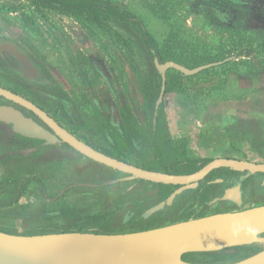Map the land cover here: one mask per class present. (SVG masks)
Masks as SVG:
<instances>
[{"label":"rangeland","instance_id":"rangeland-1","mask_svg":"<svg viewBox=\"0 0 264 264\" xmlns=\"http://www.w3.org/2000/svg\"><path fill=\"white\" fill-rule=\"evenodd\" d=\"M111 1L126 7L130 13L135 14L139 19H141L145 27L143 29L147 32V34H144L142 27H140L138 23H133L131 21L123 22V24H120L117 21L111 23L109 22L108 24L111 26V28L125 31V35L128 37V45L124 47L123 43L118 40L116 36L117 33L115 34L112 31L107 32V28L102 26L100 27L97 24L89 25L90 30L93 31L92 35H95L94 40H97L95 42V46L101 45V43H99L101 40L108 39L111 43H114L117 48H121V52L124 54L127 60L123 64V62H121L122 60L114 58L115 60L113 66L120 72V76L123 74L125 75V78L127 79V86L130 89L134 90V86L138 87L140 84L141 86H146L150 83L153 73V70L151 71L150 67L153 68L154 63L153 58L150 56L149 48L156 49L159 56H163V60H173L188 68H195L203 64H208L209 62L207 60L211 58L214 59V62H217L219 60L221 61V59L227 55L231 57L227 60L229 63L225 65L216 63L209 67L210 69L206 68L208 69L206 72L202 70L196 74L187 75V77L181 76L177 70L171 68V81L167 91L164 94V113L170 122L173 119V121H175L177 124L183 123L188 115L190 117L195 116L196 118L202 117L203 111L207 107L203 103L199 102L200 100H206L207 98L217 99L222 97L229 99L231 97L227 95V93L220 97L222 92L216 91L214 93V91L215 87H225L230 78L234 75L236 70L235 68H238L237 65H239V63L241 64L242 60H245V57L239 58L242 55V53H239L241 50H245L246 47H248L247 49L251 48V44L247 41L245 42V35H239L237 33L225 31L222 28H214V24H212L214 26L211 27L209 24L211 23L210 18L208 16L201 18L194 7H192L193 2L197 0ZM202 2H205L206 4L218 3L217 0H202ZM226 5L228 4H223V6ZM90 16V14H79L71 11L63 12L50 5L34 3L32 0H13L10 2L8 0H0V19L2 20V22H0V39L12 37L18 40L21 44H24V46H26L38 60L42 61L43 57L45 61L52 62V64L54 63V65H56L59 62L57 59L61 58L59 55L60 49L62 48L68 52L74 50V44H76L73 41V43H70V47L64 49L65 47L63 46H65L66 43L63 41V39L68 40V37L71 36L70 34L73 32V30H77V28L81 29L85 25L87 27L88 24L85 23V19L87 17L90 18ZM99 18L110 19L104 14H100ZM6 25H12L13 28L18 30H13V34H9V36H7L5 34L6 31H4V27H6ZM67 35L68 37H66ZM146 38H151L153 43H155V47L150 46V43ZM233 39L236 41L238 40V43L232 41ZM58 40H60L59 45L56 44ZM100 49L102 52L103 49L107 50L106 48L102 49V47ZM251 50L256 53L263 52V43H254V48H251ZM110 54L111 56L113 55L111 52ZM232 56H237L240 61L237 59L235 60L232 58ZM258 62L261 64V59H259ZM135 65H138L140 68L141 82H139L140 80H135L136 74L133 70ZM218 65L220 67H218ZM55 73V71H49L51 77L53 79L55 78L61 84L63 82L66 83L65 80L69 79V69L66 65L60 69L61 74ZM20 82V78L15 74H12L6 68L5 62L0 60V84L4 86H18ZM98 82L105 85V82L96 75L95 83ZM135 91L136 90L132 91V95L137 97L138 93ZM73 97H75L74 94ZM132 105L137 113L138 111L141 112V114L138 113V115L143 117L142 115L144 110L142 107L137 106L134 101L132 102ZM138 108L140 110L137 111ZM174 141H176L175 144L179 146V150L183 149V145L185 146L186 156L188 157L211 158L209 155H207V153H202L201 155L202 150L197 148V140H190L185 136L183 138L176 137ZM5 144L6 143L2 142L0 144V148L4 147ZM0 153L2 152L0 151ZM149 155L151 158H157V155L153 151H150ZM241 157L248 159L246 153ZM46 158H50L49 160L53 158L59 160L65 159L64 156H60L58 154L53 158L50 156H45L42 158L39 157V161H42ZM66 158L69 157L67 156ZM259 161L263 162L264 160ZM69 163L71 165L68 167V170L66 172L58 173L57 175L61 177L62 180H64V184L57 185L60 182L55 183V180L53 181V179H51L52 177H50V179L47 178L44 181L49 194L54 195L65 185L79 181L102 182L103 180L113 177V171L94 162L85 164L84 162L79 163L77 161H73L72 163ZM11 164H13L14 167H7ZM9 165H0V182L2 183L1 187L6 186L7 177L18 175L19 178L15 179V181L17 189L20 190L19 188L21 187L23 178H26V174H22V171L17 172L21 168L16 167L15 162L9 163ZM33 166L34 165H31L30 167L32 168ZM44 168L45 165L39 164V167L37 170H34L33 173L43 176ZM256 177L261 178L262 176L257 175ZM54 185H57L58 187ZM127 185V183H120L106 188L101 187L98 190L92 189V192H96L95 195L101 196L108 188L111 195L115 196L121 193ZM81 190L85 189L79 187L67 194L69 196H73L71 199H69V197L67 199L70 204L79 208H87L86 210L81 211L79 217H85L89 215V213H97L104 209L103 204H101L99 201L100 197L98 196L95 197L93 201L91 198L82 200L80 196L82 192ZM143 191L146 192L145 190ZM209 194H212L211 190L209 191ZM143 195L146 196L145 194ZM13 199L14 196H10V194L7 192H5L4 195H0V204L3 205L0 207L1 230H9L22 234L46 233L53 229H62L61 231L70 230L71 225L69 222H72V218V220L68 222L66 217H54V219L52 218L48 220L46 217L42 216L40 210L41 206H44V208L49 210L56 208L60 209L62 207L60 204L46 202L43 185H41V183L36 181L30 182L28 191L23 194L18 203L22 204V206L25 205L26 208L18 209L15 208L16 206H4ZM261 203H264V188H259V190L250 198V201L245 204V207ZM225 209H227V207L222 202L199 205L194 208L193 214H191V216L199 217L217 213ZM183 213L179 208H175L174 210L170 209L168 212H164V217H175L174 220L183 219ZM118 216L119 215H117V217ZM120 218H123V216L120 215ZM110 226L112 228V225ZM95 229H99V226H97ZM122 229L123 228L121 226H117V229L113 230L118 232L122 231ZM125 230L129 231L132 229ZM114 231L110 230L108 232ZM261 246L262 245H249L235 247L226 249L224 251H219L217 253H209L202 256H197L196 259L202 262L218 264L229 263L241 259L244 257V255H249L254 251L259 250ZM187 258L194 260V257L188 256Z\"/></svg>","mask_w":264,"mask_h":264},{"label":"flooded vegetation","instance_id":"flooded-vegetation-1","mask_svg":"<svg viewBox=\"0 0 264 264\" xmlns=\"http://www.w3.org/2000/svg\"><path fill=\"white\" fill-rule=\"evenodd\" d=\"M116 21L120 24H123V22H128L127 20L123 19L93 20L87 17L85 19V23L88 24L87 27L85 25V28H77V30H74L70 34V37H68V35L66 36L68 37V40L63 39V41H65L66 43V45L63 46L65 47L64 49L70 47V43H73V41L76 44H74V50L68 52L67 50H63L62 48L60 49L59 55L61 58L57 59L59 62L56 65H54V63L52 64V62L45 61L43 57L42 61L38 60L36 56L26 46H24V44H21L18 40L12 37L0 39V42L4 39L14 40L22 47H24L30 59L40 70L41 75L39 79L44 80L43 82H40L41 80L38 81L35 78L29 79L25 77L23 75V72L25 70L18 58H16L10 52L2 51L0 53V60H3L5 62L6 68L12 74H15L17 77H19L21 82L18 86L0 85L9 90H12L15 93H19L28 100L32 101L43 110H45L60 125L68 129L78 138L97 148L98 150H101L104 153L135 164L137 166L155 170L153 166L159 162V157L155 152L154 143L156 141L157 134L163 133L161 131L163 127L162 123H167L166 126H168L170 139L173 141L175 139L171 131V123L166 114H164V96L163 100L160 101L163 86L165 84L166 92L171 81L172 72H170L171 68L167 69L165 71L164 78L163 73L158 66V63L163 64L170 60H163V56H159L156 49L149 48V53L151 58H153L154 63V67H150V70H153L150 83L146 86H141V84L138 87L134 86V90H136L135 92H137L138 94L137 97L135 95H132V91L134 90L130 89L127 86V79L125 78V75L123 74L120 76V72L113 66L114 60L116 58L122 60L121 62H123V64L127 60L124 54L121 52V48H117V46H115L114 43H111L108 39L101 40V42H99L101 43V45L95 46V42L97 40H94L95 35H92L93 31L89 28V25L97 24L100 27L102 26L107 28V32L112 31L115 34L117 33L116 36L118 40L122 42L125 47L126 45H128V37L125 35V31H121L118 29L115 30L108 24L109 22L111 23ZM138 25L141 27V24ZM59 41L60 40L56 42L57 45H59ZM150 46L155 47V43ZM101 47L102 49L106 48L107 50L103 49L102 52L100 49ZM110 52L113 54L112 56ZM65 65L69 69V79L65 80L66 83L63 82L61 84L55 78L53 79L51 77L49 71H55V74H61L60 69L62 67H65ZM133 70L136 74L135 80L139 81L141 78L139 66L135 65ZM178 73L181 76L187 77V75L180 71H178ZM96 75L105 82V85L100 82L95 83ZM139 82H141V80ZM73 94L75 95V97H73ZM133 101L137 106H141L144 110L142 115L143 117L138 115V113L141 114V112L138 111L140 110L139 108L137 109L138 113L134 109L132 105ZM2 104L13 105L19 108L24 113H26L27 116L33 117L41 125L51 129L47 122L33 110L21 104H18L13 100L0 96V105ZM215 114H218V112H216ZM208 117L209 115L204 114L201 117L202 121L211 123L207 120ZM2 142L6 143L7 147L12 146L11 144L14 143L18 144L14 145L6 152L0 153L2 154L0 156H4V158L0 159L6 160L8 156H14L15 154L31 156L33 152H39L36 157H27L23 160H11V158H8V160H6V162L4 163L5 165L0 164L3 166H7L9 165V163L15 162L16 167L21 168L17 172L22 171V174H26V178H23V182L21 184V187L19 188L20 190L17 189L15 181V179L19 178L18 175L12 177L9 176L7 178L8 180L6 182V185L8 190H6V192L9 193L10 196H14L13 200H17L16 204L7 205L8 207L16 206L15 208L18 209L26 208L25 205L20 206L17 203H19L23 194L28 191L30 182L32 181L39 182L41 183V185H43L44 197L47 203L54 202L56 204H60L61 207H63L64 204H68L71 207H76L70 204L67 200L68 197L69 199L73 197L67 194L70 191L75 190L76 188L81 187L82 189H85L81 190L82 192L80 196L82 200L91 198L93 201V199L98 195H95L96 192H92V188L100 189L101 187L104 188L103 186L109 187L120 183L126 184L127 182L135 180H120V178L126 176L125 173L96 162L90 159V157H85L83 154L79 153L67 143L62 142L55 144H46L44 140L22 136L13 130L12 125L0 121V144ZM39 150H41L42 152ZM150 151L155 152L157 158H151V156L149 155ZM58 154L60 156H64L65 159L59 160L53 158ZM45 156H50L53 159L49 160L50 158H46L42 161H39V157L42 158ZM67 156L69 158H66ZM73 161H77L79 163L84 162L85 164L94 162L98 165H102L113 171V177L103 180L102 182L79 181L76 183L65 185L59 192H56L54 195L49 194L44 181L47 178L50 179V177H52L51 179H53V181L55 180V183L60 182L57 185L64 184V180H62L61 177L57 175L58 173L66 172L68 170V167L71 165L69 162L72 163ZM39 164L45 165V168L43 169L44 174L43 176H40L42 181L30 179V176L28 175V173H26V171L30 169L37 170ZM31 165L34 166L31 168ZM12 166L13 164L7 167L12 168ZM210 174L205 177V179L200 181L198 187L185 190L176 197L173 204L167 205L164 210L157 211L151 214V216H154V214L156 213L162 214V212L164 216V212H168L170 209L174 210L175 208H179L183 213L184 211L182 210V208L188 206V204H181L180 200L182 197L187 198L191 195H193L192 197H194L195 195V199H191V202L195 201V204L193 206L194 208L199 205L211 204L210 202L214 201L216 198H220L221 196H223L227 188H235V186L237 185L236 180L240 179L241 173L231 170L214 176H211ZM257 175H261L262 177L257 178ZM216 178H224L229 182L210 183L211 180ZM151 184H148V186H152ZM207 186L209 188H207ZM129 187H131V183L129 184ZM177 187L179 186H176L175 189ZM259 188H264L263 174H255L246 179H243L241 185V189L243 190V198H245L246 196H250L251 198L259 190ZM210 190L212 194H209ZM106 191L109 192V189L107 188ZM74 192L77 193L76 191ZM206 193H208V198H204ZM117 195H113L112 198L116 197ZM179 196L182 197L178 198ZM98 197H100L99 201H103L105 199L104 193ZM161 201H152V203L149 204L148 208L142 211H138L137 209H134V207L128 208L126 210L120 207L116 209V211H119L117 215H119L121 223H126L131 221L132 219H137L139 217L149 218L151 216L145 217V215H143L144 212L150 207H154V205ZM217 202L224 203L227 208H229V206H231L232 204L231 202L226 200H218ZM4 206L6 207V205ZM43 208L44 206H41L40 210H42ZM81 209L86 210L87 208L82 207ZM60 210L61 208L51 209L50 213L54 214V217H63L59 215ZM120 215H122L123 218H120ZM127 218L128 220L126 221ZM80 223L82 222L78 221V225H75L74 223L69 222V224L71 225L70 230L63 231H110H104L101 228L96 230V227L85 228L82 227ZM122 228V231H127L124 227ZM61 230L62 229H60V231Z\"/></svg>","mask_w":264,"mask_h":264},{"label":"water","instance_id":"water-1","mask_svg":"<svg viewBox=\"0 0 264 264\" xmlns=\"http://www.w3.org/2000/svg\"><path fill=\"white\" fill-rule=\"evenodd\" d=\"M2 51L13 54L29 79L40 78V70L30 59L24 47L14 40L0 42ZM216 63L188 68L170 60L158 66L165 71L174 68L186 75L196 74ZM46 80V79H45ZM41 80L40 82H43ZM47 81V80H46ZM165 94L163 86L160 101ZM0 96L13 100L34 112L47 122L49 128L27 116L13 105H0V121L10 124L22 136L44 140L46 144L67 143L85 157L126 174L120 180L144 179L152 183L172 184L177 187L165 200L147 209L145 217L173 204L185 190L196 188L215 168H229L240 172L235 188H227L218 200L231 206L217 213L189 217L145 229L120 232L50 231L22 234L0 229V264H218L187 258L193 253H212L230 248L262 245L241 259L219 264H264V203L245 207L250 196L243 198V179L255 174L264 175V162L236 157H217L191 173H173L147 169L98 150L60 125L41 107L19 93L0 85ZM29 151V150H27ZM229 182L216 178L210 183ZM128 218L126 219V221Z\"/></svg>","mask_w":264,"mask_h":264},{"label":"crops","instance_id":"crops-1","mask_svg":"<svg viewBox=\"0 0 264 264\" xmlns=\"http://www.w3.org/2000/svg\"><path fill=\"white\" fill-rule=\"evenodd\" d=\"M217 1L218 3L213 2L216 4H206L202 0H197L193 2L192 7L201 18L204 16L210 18L211 27L215 25L214 28L245 35V42H249L251 48H254V43H263L264 46V0ZM223 4L229 6H223ZM0 22H2L1 19ZM4 28L7 36L13 34V30L16 29L12 25H6ZM247 48L239 57H245V60H242V65L240 63L237 65L238 68H235V73L227 85L215 87L214 93L222 92L220 97L226 93L231 97L229 99L207 98L199 101L207 107L203 115L223 112L232 118L230 124L206 123L201 117L189 115L183 123H180L182 125L177 124L173 119L170 122L173 137L186 136L190 140H197L196 145L202 150L201 155L207 153L211 158L244 159L241 156L246 153L249 160H264L261 159L264 158V51L256 53L251 48ZM232 58L240 61L237 56ZM259 59L261 64L258 62ZM16 144L18 143L11 144L12 146L9 147L5 144L0 151L6 152ZM4 194L5 192L0 193V195Z\"/></svg>","mask_w":264,"mask_h":264},{"label":"trees","instance_id":"trees-1","mask_svg":"<svg viewBox=\"0 0 264 264\" xmlns=\"http://www.w3.org/2000/svg\"><path fill=\"white\" fill-rule=\"evenodd\" d=\"M32 1L38 4L50 5L63 12L71 11V12H75L79 14H90L91 15L90 19H93V20L100 19L99 18L100 14H104L106 17L110 19H123V20L131 21L133 23L141 24V27L145 28L143 25V22L135 14L130 13L126 7L121 6L117 3H114L111 0H32ZM143 32L144 34H147V32L144 29H143ZM232 41H234L235 43H238V40L236 41L235 39H233ZM148 42L150 43V45L154 44L151 38H148ZM242 51L243 50H241L239 53H241ZM230 58L231 57L227 55L223 57L222 59L220 58L221 61L219 60L217 62H214L213 58L211 59L208 58L209 60L207 61L209 63L208 62L207 63L208 64L220 63V64L225 65L229 63L227 60ZM207 70L208 69H205L203 71L206 72ZM207 120L213 124H221V123L230 124L232 118H230V116L226 114H223V112H220L218 114L210 113ZM166 124H167L166 122L165 124L162 123L163 127L161 131L164 134L158 133L156 141L154 143L155 152L159 157V160H158L159 162L153 166L155 170H163V171L173 172V173H191V172L197 171L205 163L211 160V158H206V157L186 156L185 146L183 145V149L179 150L180 149L179 146L175 144L176 141H173L170 139L168 126H166ZM38 153H39L38 151L33 152L31 156L15 154L14 156H8L6 160H8V158H11V160H20V159L23 160V159H26L27 157H36ZM6 160L0 159V164H4ZM226 171H231V170L229 168H224V167L217 168V169L215 168V170H213L210 175L211 176L219 175ZM33 172H34L33 169L26 171V173H28V175L30 176L29 177L30 179L42 181L40 175L34 174ZM130 183H131V187H129ZM151 183L152 182L144 180V179H135L133 181L127 182L128 185L125 187V189L114 198H112V195L110 192L105 191L104 192L105 199L103 201H100L101 204H103L104 209L97 213H93V214L89 213V215L85 217H82V216L79 217V214L81 213V211H83V209L78 208V207H71L68 204H64V206L60 210L59 215L66 217L68 221H71L73 219L72 223H74L75 225L77 224L78 221H80L82 222L80 223L82 227L91 228V227L99 226V228H101L104 231L113 230L117 228V226H122L125 229L149 228V227H153L154 225L158 226V225H162L167 222L175 221L174 220L175 217L165 218L163 216V212L162 214L156 213L154 214V216H151L149 218L139 217L137 219H132L131 221L126 222V223H121L119 216L117 217V213H119V211H116L117 208L122 207L123 209L126 210L128 208L134 207V209H137L138 211H142L148 208L149 204L152 203V201H155V200L161 201V200L166 199L176 187L172 184H163V183H152L151 184ZM1 184L2 183L0 182V193L4 191L6 192V190H8L7 185L4 187H1ZM148 184H151L152 186H148ZM103 187L106 188L107 186H103ZM207 188L209 187L207 186ZM92 189H97V188H92ZM143 190H145L146 192H144ZM143 194H145L146 196H144ZM192 196L193 195L188 196L187 198H183L182 196L178 197V198L182 197L180 200L181 204L183 203L188 204V206H185L182 208V210L184 211V213L182 214L184 219L189 218L191 214H193V211H194L193 206L195 204V201L191 202V199L192 198L195 199V195L194 197ZM207 196H208V193L205 194L204 198H208ZM16 202L17 200H13L10 203L5 204V205L6 206L13 205V204H16ZM19 205L22 206L21 204ZM1 206L3 205L0 204V207ZM50 211L51 209L49 210L47 208H43L41 210V214L43 217H46L48 220H50L55 216L54 214H51ZM110 225H112V228ZM212 253H217V252H212ZM205 254H209V253H193V254H189L188 256L194 257V260L198 261L196 257L202 256ZM245 256H248V255H244V257Z\"/></svg>","mask_w":264,"mask_h":264}]
</instances>
